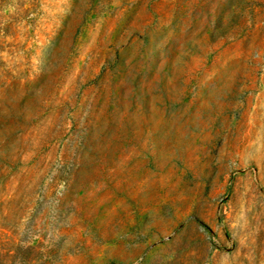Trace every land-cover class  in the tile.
Wrapping results in <instances>:
<instances>
[{
    "label": "rangeland",
    "instance_id": "obj_1",
    "mask_svg": "<svg viewBox=\"0 0 264 264\" xmlns=\"http://www.w3.org/2000/svg\"><path fill=\"white\" fill-rule=\"evenodd\" d=\"M0 264H264V0H0Z\"/></svg>",
    "mask_w": 264,
    "mask_h": 264
}]
</instances>
